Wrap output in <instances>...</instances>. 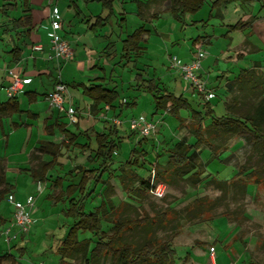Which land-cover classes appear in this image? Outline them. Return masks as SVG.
I'll return each instance as SVG.
<instances>
[{
	"label": "trees",
	"instance_id": "obj_1",
	"mask_svg": "<svg viewBox=\"0 0 264 264\" xmlns=\"http://www.w3.org/2000/svg\"><path fill=\"white\" fill-rule=\"evenodd\" d=\"M2 1L1 14L7 15L6 11L15 13L19 8L21 9L17 16L10 18V30L15 33L29 32L32 27L29 0H22L20 7L5 2L6 0ZM86 1H96L102 8L108 10V14L97 17L91 27L106 25L110 16L113 15V0ZM230 1L233 0H215L211 7L216 9V15L220 16V7ZM239 1L243 3L252 0ZM203 2L204 0H146L144 2L136 0L140 16H145L146 10L151 7L154 8L157 5L161 7L167 3L169 12L180 23L184 22L186 13H196ZM261 3L264 5V2ZM155 14H151L150 17H154ZM252 21V18L239 19L234 24L227 25V32L229 30L249 32ZM144 32L145 29L140 26L121 41L124 52L121 59L127 61L132 52L135 54L138 52L140 38ZM113 47L112 42L106 44L104 50L107 56ZM254 49L257 47L255 46ZM9 54L14 63L21 59V51L17 44L9 51ZM160 84L161 82L155 81L154 78L148 79L145 84L146 91L152 95L155 109H167L179 121H183L179 116L180 110L191 111L190 126L195 141L193 143L184 140L176 141L167 149L166 161L153 163L147 177L130 168H121V174L118 176L119 184L128 194L127 196L138 204L126 200L115 204L111 200L113 187L106 182L99 205L94 210H86V201L92 187L100 183L101 177L109 171L115 161L114 152L120 147V140L117 139L118 128L115 125H108L102 132L87 133L86 144L79 147L81 153L83 150H88L85 157L88 166H74L63 177H57L54 181L55 187H61L64 179L70 181L64 191L60 192V196L62 193L66 196L67 207L64 213L71 221L61 237L56 238L54 234L50 235L47 250L58 254L61 264H69L71 261L77 264H177L179 258L171 246V240L179 234L181 221L206 222L217 216L234 219L242 215L243 211L239 209H224L216 212L220 197L211 198L207 195L192 199L181 212L170 206L162 210L146 211L139 201L161 183L170 187L195 188L206 171L207 163L217 159L219 154L227 149L229 141L238 133L244 132L250 136L253 151L264 161V71L261 70L259 61H253L250 67L240 68L236 76L225 84L226 92L233 95L220 114L210 107L208 101L211 99L205 102V112H201L196 110L185 97L165 92ZM77 85L81 87V94L91 99L92 112L97 111L100 103L109 104L111 107H114L116 102L118 107L122 105L114 87L108 88L105 84L94 82ZM16 112H19V108L14 99L8 98L0 102V117ZM206 119L208 123H205ZM16 125L18 124H13V126ZM46 130L51 131L48 127ZM60 130L67 142L61 141L55 144L44 141L32 153L34 158L40 157L38 154H46L50 157L48 161L39 160L37 168L31 170L32 177L37 181L46 180L47 172L56 165L57 158L61 155V147H68L76 141V135L65 129L64 125L60 127ZM133 134L135 132L131 131L126 137L130 138ZM90 143L93 145L90 146ZM202 146L206 147L210 153L205 162L200 158ZM127 164L139 168L144 166L143 161L136 157L131 161L128 160ZM75 178L77 181L72 182ZM212 181L219 187L222 195H226L229 189L245 194L249 184L264 183V163L257 166L243 164L238 167L234 178L230 181L217 179ZM4 183V165L0 158V186ZM90 185L91 188L88 189ZM4 192L5 190L0 188V195ZM60 196H57L56 200H60ZM103 222L110 227L103 230L101 227ZM167 229L169 231H166ZM159 232L163 233L159 234ZM84 233H90L91 237L80 238V234ZM10 257L9 254L0 256V264L2 260Z\"/></svg>",
	"mask_w": 264,
	"mask_h": 264
},
{
	"label": "crops",
	"instance_id": "obj_2",
	"mask_svg": "<svg viewBox=\"0 0 264 264\" xmlns=\"http://www.w3.org/2000/svg\"><path fill=\"white\" fill-rule=\"evenodd\" d=\"M51 1L52 0H29L32 15V27L29 32L15 33L12 30H10V32H3L6 37H9L7 39L9 48L7 52H4V48L0 47V102H4L8 99L5 88L14 76L29 78V82L24 85L23 90L14 98L18 104L19 112L0 117V158L4 165L5 179V183L0 186L1 189L5 190V192L0 195V230L2 231L0 244L1 242L4 244L0 256L4 254L11 255L9 259L2 260L1 264H4V262L16 264L14 254L17 252L19 254H24L28 251V240H22L20 232L13 224L12 213L14 204L8 201V196L11 195L14 201L20 203H23L28 197H32L34 201V196L38 193L36 183H40V181L35 180L31 175V170L36 169L39 163V161H36L39 159L38 157L35 158L36 160L32 157L35 148L44 141L55 144L61 141L67 142L60 130V127L64 125L65 129L76 135V141L75 143L69 144L68 147H61V155L58 156L57 163L54 166H59L58 169L60 168V163L62 162L59 161V159L63 156L65 150L71 149L72 147L77 149L75 152L76 156L74 157V161H76L75 166H86L87 162L85 157L88 154V150H83V153H81L79 145L86 144L87 133L102 132L108 125L117 126V137H119V133L123 131H129V133H131L128 127V120L134 117L135 114H128V108L131 107H126V104H123L122 100L126 97L125 95H120L119 92H129L133 90L130 89V86L135 84L139 85L147 92L145 84L148 79L154 78L155 81L161 82L163 78H166L168 83L165 86L169 88H167L168 90H163L165 92H171L175 96L180 95L188 100L186 96L188 93L194 91L192 88L188 90V86L182 80L179 73L169 67L168 61L171 56H176L183 62L191 60L194 44L198 46L197 39L207 35H197L196 37L192 35L189 36L188 27H194L195 29L199 28V20L196 19L195 15L203 7L204 2L208 1L211 7V4L215 0H204L202 7L196 13H186L184 15L183 23H180V21L172 16L168 10L167 3H164L161 7L158 5L154 8L151 7L146 10L145 16H140L138 14L136 0H113V15L110 16L109 22L104 26H97L95 28H92L91 25L95 23L97 17H104L108 14V10L102 8L100 3L86 0H56L52 4ZM138 1L144 2L146 0ZM5 2H7V0ZM69 2H72V6L68 4ZM242 4L246 8L253 4L254 11L257 7L260 8L264 6L261 5L262 3L259 0L246 1ZM53 6L57 7L63 19L62 29L59 33L66 40L69 39L72 45V57L67 61H62L60 66H57V62L54 58L52 60L48 58L50 54L47 45L49 43L47 33L49 31V13ZM224 8L225 5L220 7L221 18H223L221 11L224 10ZM153 13H156L155 16L150 17ZM212 16L213 13L210 11L209 18ZM255 17V14L247 19L239 17L240 20L253 19L249 35ZM165 24H169L170 28L166 30L163 29ZM222 24L224 25V23ZM140 26L145 29V32L140 38V48L138 52L136 54L132 52L130 54V59L127 61L121 59L124 53L122 51L121 41ZM204 26L205 24L203 22L201 27ZM224 33H228L227 28ZM199 41H201V39H199ZM245 41L249 40L247 39ZM108 42L114 43V47L109 50L110 54L107 56L104 48ZM15 44H17L21 51V59L14 63L11 61L9 51ZM169 48H177V54L170 55V53H168ZM218 55L220 54L218 53ZM218 55L211 56L209 61H203L202 59L199 70L200 75L207 72L210 76L216 72V69L220 67ZM121 64L126 65L122 72H119L117 71V66ZM151 68L153 69L152 72L150 70ZM165 69L168 71L165 72ZM55 77H58L67 87L64 106L72 105L80 112L79 117L74 123L68 122L67 117L63 113L53 108L50 109L48 106L47 95L53 88ZM93 82L105 84L108 88L114 87L122 101V105L118 107V103L116 102L114 103V107H111L109 104L100 103L97 106V111L92 112L91 99L83 96L81 94L80 85L76 86V84H88ZM203 82L207 88H210L205 81ZM185 86L187 90L183 88ZM160 87L162 88V82ZM132 94V98L134 99V96H136L134 95L135 92ZM142 99L144 100V97H142ZM212 99H214V97ZM134 100L136 102V99ZM152 103V111L150 114L155 113V115H157L160 111L168 112L167 109L156 110L153 98ZM106 106L107 108H105ZM86 108L90 109V115L85 114ZM131 110H133V108ZM139 114L142 113H138V115ZM150 114L146 116V118L155 122L157 129L158 124L154 119L155 115L152 117ZM168 114L170 113L168 112ZM96 116L102 117L103 120L106 121L96 119ZM114 117L119 119L120 122L113 124L112 118ZM122 117L124 118L122 119ZM14 123L18 125L13 126ZM47 127L50 128L51 131L48 132L46 130ZM142 139L145 138H139V140ZM141 142H139V144ZM11 144L13 148H11ZM92 145L93 144L90 143V146ZM38 156L41 157L39 160L48 161L50 159L46 154H38ZM35 161L37 162L36 166L31 167ZM53 168L51 170H53ZM51 170L47 172L46 180L41 183H47L48 174ZM57 177L60 176H56V178ZM65 180L66 179H64L63 182ZM53 187L55 189H61V187H55L54 182ZM65 187L59 191V194L54 196V200H56L57 196H60V192H63ZM64 199H66V196L62 193L60 200L56 201H62ZM30 215L32 217V213H30ZM66 219L70 220L68 217H66ZM45 233L47 243L44 246L46 247V245L49 246L50 235L55 232L53 230H48ZM8 242L13 244L11 248L7 249L5 248V244ZM49 254H51L52 257L59 258V255L52 251H46L42 256H47L48 258ZM38 259H42V257ZM209 259L211 262L214 261L212 251L210 252ZM58 263L61 264L60 258Z\"/></svg>",
	"mask_w": 264,
	"mask_h": 264
},
{
	"label": "rangeland",
	"instance_id": "obj_3",
	"mask_svg": "<svg viewBox=\"0 0 264 264\" xmlns=\"http://www.w3.org/2000/svg\"><path fill=\"white\" fill-rule=\"evenodd\" d=\"M21 1L7 0L10 4H16L18 7H20ZM54 1L56 0L51 1L52 4ZM2 3L3 1L0 0V6ZM68 4L72 6V2ZM20 11L21 9L19 8L15 13L10 11H6L7 15L0 13V47L4 48V52H7L9 48L7 40L9 37H6L3 32H10V18L17 16ZM210 11H212L213 16L209 18ZM221 12L223 18L217 16L216 9H212L210 3L206 1L195 15L196 19L199 20V28L188 27L189 36L207 35L197 39L198 46L194 44L193 55L198 50L206 51L203 61H209L211 56L220 54L218 55L220 67L216 69V72L210 76L207 72L200 75L215 94L214 99L208 102L217 114L223 112L225 104L230 102L233 93L228 94L226 92L225 84L236 76L240 68L250 67L253 61H259L260 68L264 71V6L257 7L254 11L253 4L246 8L239 0H233L228 2ZM253 14L256 17L252 24L250 35L248 31L229 30L227 34L224 33L225 29L228 28V24H234L239 20V17L247 19ZM203 22L205 26L201 27ZM168 28H170V25L165 24L163 29L166 30ZM247 39L249 41H245ZM67 41L71 47L69 39ZM47 45L50 54L48 58L52 60L50 45L49 43ZM255 46L257 49H254ZM168 51L170 55L177 54V48H169ZM54 60L57 62V66H60L62 61H67L55 58ZM125 65L117 66V71L122 72ZM150 70L152 72L153 69L151 68ZM166 71L168 70L165 69ZM58 81L61 80L55 77L53 86ZM161 82L162 89L166 90L169 88L165 86L168 83L166 78H163ZM183 88L186 89L187 87ZM130 89L133 90L125 93L119 92L120 95H125L126 97L123 99L124 101L122 100L123 104H126V107H131L128 108V114L133 113L136 116L138 113H142L145 116H149L153 105L152 95L150 93L147 94L142 87L136 84L130 86ZM133 92L136 95L134 96L136 102L132 98ZM142 97H144V100ZM186 97L196 110L205 112L206 101L197 92L188 93ZM49 108L51 109V107ZM132 108L133 110H131ZM190 112L179 111L183 121L172 117L166 111H160L157 115L155 113L150 114L152 117L155 115L154 119L158 126L155 134L148 137L149 139L147 137L142 139L140 144V136L137 134H133L131 138H128L126 136L130 134L129 131L119 133L120 135L117 139L120 140V147L114 152L115 161L110 166L109 171L101 177L100 183L92 187L85 209L94 210L99 205L106 182H109L113 187L111 200L115 204L125 200L138 204V202L127 196L128 194L119 184L118 176L121 174V168H130L147 177L150 174L153 163H164L166 161L167 149L176 141L184 140L188 143H193L195 138L190 126ZM95 118L106 121L99 116ZM205 123H208V119L205 120ZM11 148H13L12 144ZM202 149L200 158L205 162L210 153L206 147L202 146ZM76 151L77 149L74 147L65 150L63 156L59 159L62 162L60 163V168L58 169L59 166H54L53 170L48 174L47 183L40 182V188L39 190L37 189L38 193L35 194L33 205L30 208V213H32L33 217H31L32 223L26 232L19 231L22 240H28V251L24 254H19L18 252L14 254L16 264H59L58 257H52L51 254L48 255V258L47 256H42L48 250V246H44L47 243L45 232L53 230L54 234L57 235L54 237H61L71 221L64 216V211L67 207L66 199L62 201L54 200V196L59 194V191L70 181L65 180L61 189H55L53 182L56 176L63 177L69 168L75 166L74 157L76 156ZM135 157L143 161L144 166L142 168L127 164L128 160L131 161ZM38 158L40 159L41 157ZM39 159L35 160L38 162ZM36 161L31 167L36 166ZM262 163L264 161L252 149L250 136L244 132L238 133L229 141L227 149L221 152L217 159L207 163L206 171L195 188L188 186L170 187L161 183L162 185L158 187V195L147 193L144 198H140L139 202L146 211L162 210L166 206H170L174 210L181 212L189 201L203 195L211 198L220 197L216 212L224 209H239L243 211L242 215H238L234 219L217 216V218L206 222L188 223L181 221L179 234L171 240V246L179 258L177 264H264V183L258 185L249 184L245 194L235 189H229L226 195H222L219 187L212 181L213 179L230 181L234 178L239 166L243 164L257 166ZM76 181L77 178L72 182ZM36 186L38 187V182ZM90 188L91 185L88 189ZM101 227L106 230L110 225L103 222ZM166 231L169 230L167 229ZM162 233L159 232V234ZM1 235L2 231L0 230ZM88 237H91L90 233L80 234V238ZM12 244L8 242L5 244V248H11ZM3 246L4 244L1 242L0 253L3 251ZM211 251L214 256L213 262L209 259ZM41 257L42 259H38ZM4 264H9V262H4ZM69 264H77V262L71 261Z\"/></svg>",
	"mask_w": 264,
	"mask_h": 264
},
{
	"label": "built area",
	"instance_id": "obj_4",
	"mask_svg": "<svg viewBox=\"0 0 264 264\" xmlns=\"http://www.w3.org/2000/svg\"><path fill=\"white\" fill-rule=\"evenodd\" d=\"M264 2V0H259ZM62 29V18L58 12L57 7L53 6L49 13V31L47 33L48 42L50 45L51 53L55 59L68 60L72 57V49L68 41L63 38L59 31ZM205 56V52L198 50L191 58L190 61L183 62L176 56L169 58V67L178 72L185 84L192 88L194 92H197L203 97L205 101L212 99L215 94L207 88L205 83L200 78L201 61ZM29 82V78L23 76H14L11 82L5 88V93L8 98L14 99L18 93L23 90L26 83ZM67 93V87L62 81H58L47 95L48 106L63 113L68 122L74 123L80 115L78 109L72 105L64 106L65 96ZM124 101V100H123ZM107 108V106L105 107ZM89 108L85 109V114L90 115ZM119 119L112 118V123H119ZM128 127L132 132H135L140 137L153 136L156 132V123L148 120L145 115L139 114L128 120ZM162 184H157L151 193L158 195V187ZM38 190L40 183L38 182ZM8 201L14 204L12 213L13 224L17 227L18 231L26 232L31 223L32 218L30 215V208L33 205L32 197L26 198L23 203L14 201L13 197L8 196ZM212 250V249H211ZM39 264V263H37Z\"/></svg>",
	"mask_w": 264,
	"mask_h": 264
}]
</instances>
